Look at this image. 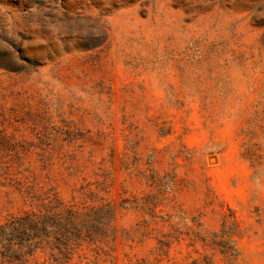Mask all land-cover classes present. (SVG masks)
<instances>
[{
    "label": "rangeland",
    "instance_id": "rangeland-1",
    "mask_svg": "<svg viewBox=\"0 0 264 264\" xmlns=\"http://www.w3.org/2000/svg\"><path fill=\"white\" fill-rule=\"evenodd\" d=\"M68 210L63 264H264V0H0V224Z\"/></svg>",
    "mask_w": 264,
    "mask_h": 264
},
{
    "label": "trees",
    "instance_id": "trees-1",
    "mask_svg": "<svg viewBox=\"0 0 264 264\" xmlns=\"http://www.w3.org/2000/svg\"><path fill=\"white\" fill-rule=\"evenodd\" d=\"M101 212L92 215L104 214ZM85 218L86 222H81L83 218L68 210L66 213L31 212L10 219L0 224L1 256L10 264L23 263L22 252L32 255L48 242L50 264L66 263L72 258L81 238L94 233L88 228V215Z\"/></svg>",
    "mask_w": 264,
    "mask_h": 264
}]
</instances>
